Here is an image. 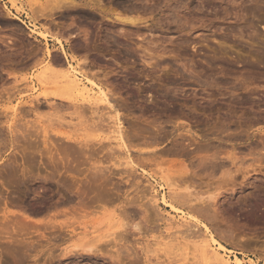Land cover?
<instances>
[{
  "label": "rangeland",
  "instance_id": "rangeland-1",
  "mask_svg": "<svg viewBox=\"0 0 264 264\" xmlns=\"http://www.w3.org/2000/svg\"><path fill=\"white\" fill-rule=\"evenodd\" d=\"M6 1L7 6L13 7L11 12L5 8L6 5H4L3 8L2 6L0 7V55L2 56H0V86L3 84L4 87L9 86L10 88V85H12V83L14 84L15 79L14 77L7 79L6 74L3 75L2 72L5 68L10 70L13 66L12 62L14 56H12V47L18 45V43L21 44V46L24 44L21 47V49L23 48V51L21 52L28 54L29 50L27 49L31 47V42L43 46L42 43L34 41L35 39L33 37H29V30L26 29V25L22 24V22L17 19H13V16L18 15L27 23V25H29L31 21L32 23L29 26L36 28L37 30H40V27H42L41 29L46 28V26L51 27L49 23L50 21L43 18L36 19L32 17V15L35 13V7L38 5H40L38 8H41L42 5L48 6L56 0H18V5L16 6L12 5L10 0ZM140 1L145 7L143 6V13L140 11V14H137L147 20L140 23L137 27L127 26L129 27V29L127 28L129 32H137H132V35L130 34L131 37L129 38H123L124 43H127V45L129 43L130 47L132 46L133 53L136 55L135 58L138 63L137 67L140 70L137 75L139 77L137 80L132 81L130 79L125 83L122 81L123 86H121L123 91L122 96L130 99V96L127 95V89L131 90L133 87L139 85V88H137L141 91L137 99V104H140L138 105L140 109H135L136 100L132 101V99H130L129 106H132L133 103V108L131 107L132 110L127 111L129 115L123 118L125 121V123L123 121V124L125 130L127 129V132L130 131V133L131 131H134L132 130L134 129L133 126L138 130V126H140L142 132H140L141 138L139 139L142 144L135 145V148L141 151L144 149L143 151H148L147 153L149 155H154L153 152L156 153L157 151L155 154L156 156H154L157 157L158 160L160 159L159 162L161 163L153 164L151 166L146 164L141 165L140 167H132L131 165L128 166V164H123L119 167L121 170H129V172L127 171L128 173H126V170H122L124 171L122 172L119 171L118 168H115V170L118 169V172H116L117 170H114L116 172L114 180H117V185H122L120 186V190L119 188H113V190L112 188L109 189L108 193L105 192L101 194L100 199H103V202L100 199V201L95 200L89 203L93 205L88 204L86 205L87 207L78 204L79 199L76 197L69 204H63L64 206L59 203L57 204V202H60L58 200L60 197L59 193H63L64 196H67L65 195L66 193H64L62 189L59 192L56 190L53 192H45L37 182L35 185L38 193L36 192L37 194L35 195H32L34 192L30 194L31 189L29 190L24 186V189L20 188L21 185L18 186L16 184V188L10 186L12 189L10 194L7 190L5 192L0 186L3 189L0 188V223L3 222L2 225H5L4 227L6 228H11L10 226H12V228L16 227L20 230V234H23V236H20L21 238L23 237V241L21 240V243L19 242L20 244H16L19 247L14 245L13 247L11 243L7 242L9 237L3 239L1 241L2 243L0 242V264H185L186 262L181 259L179 254H177L180 253V250L177 251V247H175L178 244V240L174 239V236H181L180 240H182V242L187 240L189 244H191L197 239L196 237L198 235L205 233L206 226L208 232L213 235L217 242L229 250L228 253L232 260H235V258L238 257L243 261V264H264V0H181V2L180 0H177L178 2H176V0ZM76 2L79 4L75 6L76 9H74L75 7H69L70 9L67 10L70 11L68 13L65 12L68 15L71 14V16H76L77 14L78 17H76H80L81 19L76 18V20H78L76 23L83 24L86 22L89 25L86 23L83 25L86 24V26L88 25L90 28H95L94 25L97 26L101 21H105V24L109 23L107 19L105 20L102 18L99 10L94 8L91 4H86L84 0H76ZM103 2H105V6L107 7L113 6V3L110 0H103ZM131 4L132 0L124 2V5L127 7L131 6ZM171 5L174 7L176 5V10H174V7H171ZM129 14L132 15V13ZM88 16H90V18ZM56 18L57 20L63 19L60 17ZM70 20L68 19V22ZM75 27L76 26H74L73 29H75ZM51 29L52 28L49 29L50 35H55L57 31L55 32V29L51 31ZM73 31L77 32L78 30L76 31L75 29ZM56 36L58 35H55L54 38L51 36L49 41V44L53 49H56V46H53L55 43L53 40ZM6 43L7 45H12V47H7L5 45ZM55 44L58 45L57 43ZM102 49L103 48H101V50L99 49V51L91 49L90 58H94L93 54H95V52L102 53L103 55L105 53L104 56L107 58L112 57L113 55L115 56L116 54H112L114 52L109 49L107 52V48L103 49V51ZM25 51L27 53H25ZM151 54H153L154 58L151 59L154 60V62H160V64H158L159 66L157 65L155 73L154 70L151 72V68L146 65L147 63L145 64V62H143L145 61L144 57L146 59L149 58L148 60H150V56H152ZM147 55L150 56L148 57ZM211 55L214 56V58H217V60H215V63L213 64H207L205 60H207L209 56L212 58ZM125 56L121 58L122 62H120L121 59L120 61L118 60L119 65L116 67L120 73L123 69V72L121 73L122 75L134 71L133 65L135 63L131 61V58L128 57V55L126 57L127 59ZM217 61L219 62L217 63ZM93 68L96 69V67ZM147 69H150V72ZM124 70L126 72H124ZM144 70H146V73H151L150 76H147ZM1 75H3V77ZM122 80H124L123 77ZM31 84V81L25 80L21 86L22 88L15 94H12L13 96L9 95V97H7L8 95L4 94L3 97L0 98V107H3L4 109L6 108L4 110L6 111L4 112L5 114H1L2 116L0 118L2 120L13 117L12 106L18 101L33 99L36 92L29 87ZM165 91L171 93V98L166 101L164 99L165 97H163ZM158 92H160V94ZM166 102L169 104H166ZM144 107H146V109ZM49 108L50 106H40L39 109L34 110L35 112H28L30 114L28 115L27 113L26 119L30 122L40 121L43 126L46 124L48 125L52 120L47 121L46 119L54 120L56 118V112H53L52 108L49 110ZM147 108L150 109L148 110ZM106 109L107 108L104 106L99 108V110L104 113L107 111ZM134 109L135 111H133ZM178 111L181 112L179 113ZM50 112L53 113V115H50ZM90 112L92 111L87 108V116H85L89 117L92 114ZM143 113L145 114L142 115ZM39 115H41V117ZM70 115H67L66 113L64 115L65 119L67 120V117ZM94 115L96 118V114ZM49 116H54L55 118H46ZM76 117L77 116L74 118L73 115V119L78 122L79 125L73 121L76 124L75 127V124L71 126L68 124L70 127L73 126L74 129H72L69 128V126H66L68 121H65L64 123V120H62L64 127L63 125L59 126L60 131L69 133L71 132L70 129H72V132L81 135V137L92 140L93 142L91 143L98 142L96 137L101 136L102 141L107 143L109 148L115 145L114 142H112L113 144L111 145L107 142L109 140L106 138V133L108 131L106 126H104V129L107 130L105 133V130L103 129L104 131H102L101 127H98V129L101 130H97V126L93 125L96 129L93 127L92 129L90 127L92 125L90 124L92 123L91 119L83 123L79 122V118L77 117L76 119ZM71 118L72 117H69V119ZM138 118L141 119L139 120ZM144 119H146V121H144ZM88 122L90 126H86L89 125ZM41 124L38 123V125L42 126ZM145 127L147 129L146 131L152 129V132L150 130L148 131L152 135L144 133L143 129ZM223 127L228 129L227 131H224L225 133L220 130ZM155 129L156 131H154ZM188 130L191 131V133ZM216 131L219 133H216ZM220 132L223 133V135L220 134ZM227 132H230L231 135L233 133L235 137L232 136L231 138H228V135L226 136ZM50 133L54 132L50 131ZM193 133L194 136H192ZM53 135H55V140L59 139L58 142L62 141V137L59 136V138L56 134ZM50 136L51 135L49 134V140L51 141L53 140L51 139L53 136ZM194 137H196L195 140ZM142 138H144V140ZM145 138L147 140L149 139L148 141L150 142V145L147 144L149 142H147ZM155 138L156 140L151 144V140L153 141ZM157 139L160 142H157ZM178 141L186 142L183 145L184 149L176 144ZM143 142L145 143L143 144ZM207 143H209V146H212L209 153L219 151L218 153H221V156H223V154L229 153L228 151H230L232 153L234 152L235 157L238 156L239 158H237V161H231L227 158V163L223 162L224 164L226 163L225 165L221 167V165L217 164L218 166L215 165L216 168H214V165H212L211 162L207 161V163L203 160L204 156L202 155L207 154L208 152L196 150L197 147ZM105 148L106 152L102 155L104 156L102 157L104 159L109 156V153H107V147ZM112 148L116 149L115 153L117 155L115 154V160H128L127 154L125 153L126 150H119L116 148V145ZM135 148L132 147V150ZM186 148L187 150H185ZM164 149L165 151H163ZM0 150V169H2L4 167L1 166H6L5 163L7 164L9 160L12 159L15 149L1 144ZM152 150L153 152L151 154ZM161 150L164 153H162ZM248 151H251L253 155L249 154ZM145 152H143V155H148ZM106 154L107 156H105ZM159 155H162V157ZM134 156L135 155L131 157L136 158V156ZM225 156L226 155L223 157ZM223 157H221L223 159H221V161L226 160V157L225 159ZM205 162L207 165H205ZM181 165L186 166L187 171L183 166L181 167ZM206 166L210 167L207 168ZM228 168L229 171H227ZM209 171H211V174ZM225 174L229 176L227 177ZM30 182L33 183V181ZM151 182L154 184L156 188L155 190H157V197L160 198L164 193L167 198L179 208V212L172 211L170 207L162 203L161 198L157 201V204L154 202L152 196L154 193L152 192L151 187L148 188L149 183ZM25 184L27 186L30 185L29 181H26ZM13 189L17 191L22 189L20 191L23 192L28 189V191L22 195H30H27L28 198H26L27 200L25 199V201L28 206L30 205L29 207L31 210L30 208L24 209L9 204L10 200L7 198L9 197V199H11ZM174 193H176V195ZM143 203L146 204L144 205ZM51 204L52 207L50 206ZM74 208H76L75 214H77V217L68 213ZM79 208L80 210H78ZM77 210L79 214L77 213ZM65 211L67 212V215L63 214ZM144 211H148V214H145ZM4 212L6 214H4ZM143 212L146 216L139 217L141 216L140 214L143 215ZM51 213L53 214V217ZM183 214L188 219L189 225L184 224L181 226L180 222L177 221ZM78 216H80V218ZM147 216L148 218L146 219ZM143 218L145 221H149V223L147 224L143 222ZM77 219L78 221L84 222L82 223L83 225L80 224V228ZM61 220L62 223L63 221L69 223L68 221L71 220L74 221L73 223L76 222L74 225H77V228L73 224L70 227L73 229V232H75L71 233L66 229L52 228L54 223L59 225ZM122 221L127 229V235L124 233L123 235L125 238L121 242H118V244H116L114 240L112 241L114 242L112 244L110 241L112 239L109 237L103 238L104 241H101L103 245L101 242L99 243L103 246L104 251L99 253L96 258L93 254L86 253L82 250H80V252L79 250L74 252V244L78 243L84 237L85 239H93L97 235H104L103 233L109 234L110 232L122 231L121 229L124 228V226L121 225ZM135 221H142L145 223V226H143L144 224L142 225V222H139L143 227V233L136 230L135 232L133 226L131 227L133 223H136ZM85 222L90 226H87V224L85 225ZM125 228L124 230H126ZM118 232H116L117 235ZM187 232L189 238L187 235L183 237ZM50 233H52V235ZM81 233L83 234L81 235ZM54 234H58L56 235L57 237ZM190 234L194 236L196 234L197 236L193 238ZM165 235L174 236H166V238H164ZM159 236H162L165 240L168 238L167 241L171 245V248L167 247V249H164L163 246L156 244V241L159 240ZM169 237L173 239H170ZM117 239H119V237ZM107 240L109 241L108 243ZM7 244H11L12 248L10 246V248L4 247ZM20 245L23 246L22 249H20ZM104 246H107V248ZM110 247L112 249H110ZM13 248L14 250L12 251ZM117 248L120 249V257L117 256ZM144 248L145 250H143ZM69 250H73L71 252L74 253H70ZM105 250H108L109 254ZM166 250H168L167 252L169 253H166ZM61 253H64L63 256ZM110 253L111 256H114L113 259H111ZM68 255L71 256L68 258ZM116 257L117 259L120 258V260H117ZM90 258H92L94 262L90 261Z\"/></svg>",
  "mask_w": 264,
  "mask_h": 264
},
{
  "label": "bare ground",
  "instance_id": "bare-ground-1",
  "mask_svg": "<svg viewBox=\"0 0 264 264\" xmlns=\"http://www.w3.org/2000/svg\"><path fill=\"white\" fill-rule=\"evenodd\" d=\"M10 1H11L12 5H14V6L18 5V0H10ZM84 1L86 4H91L94 8L98 9L99 12L101 13L102 18L105 20L107 19L109 21V23L106 22L107 24H105L104 23L105 21H101L97 26L94 25L95 28L92 27L93 29L88 27L89 24L86 22H84V23L88 24L87 26H86V24L83 25L84 23L83 24L76 23V21H78V20H76V18L78 17L77 14H76L77 17L71 16V14H69L70 16L68 14H66L70 11V10L69 11L67 10V9H70L69 7L74 8L75 6L79 5V4H77L76 0H56V1L51 3V4L54 3L53 5L48 3L51 6H49L47 4L48 6L42 5L41 8H38V6L40 7V5L35 7L36 8V9H34L35 11L33 10L35 13L32 15V17H34L36 19L43 18V19H46L47 21H50L49 23H50L51 27L46 26V28H44V29H41L42 27H40V30H37L36 28L29 26L32 23L31 21H30V24L27 25V23L22 18H20L18 15L13 16V19H17L20 22H22V24L26 25V29L29 30V37L30 36L33 37L35 39L34 41L42 43L43 46H41L40 44H34L33 42H31L32 43V45L30 44L31 47L30 48L28 47L29 49H27V50H29L28 54H24V52H21V51H23V48L21 49V47L24 44H22V46H21V44L18 43V45L13 46V47H12V45L11 46L9 44L7 45V43L5 44L7 47H12V49H13L12 50L13 51L12 56H14V59L11 57L13 59V62H12L13 66L11 67V69L7 70L5 68L3 70V72L2 71L1 72L3 73V75L6 74L7 79L14 77L15 82H14V84L12 83V85H10L11 89L9 88V86L4 87L3 84H1L2 86H0V98H2L4 94L5 95L7 94L8 95L7 97H9V95L13 96L12 94H15L17 91H19L22 88L21 86L23 85V82L25 80H29L32 82L31 86H29V87H31V89L36 92V94L33 96V99L26 100V101L20 100L14 106H12L13 107L12 108L13 109V113H12L13 117H11V118L8 117L9 119H6V120H2L0 118V145L4 144L6 146L13 147L15 149V151L13 150L14 152H13L12 159H10L7 164L5 163L6 166H1L4 168L0 169V186L4 189L5 192L7 190V192H9V194H10V192H12V189L10 186H13V188H14L15 185L17 184L18 186L21 185L20 188L24 189V187H26L29 190L31 189L30 194H32L34 192L32 195H35L38 193L36 191L37 187L35 185V183L37 182V183H39V186H41L44 189L43 191H45V192H48V191L53 192L54 190L59 192L62 189V191L64 193H66L65 195H67V196H64V194L62 192H61L62 194L59 193L60 197L58 198V200L60 202H57V204L58 203L62 204V205L63 204L65 205L66 203L69 204L76 197L79 199L78 204H80L81 206H86L95 200H98V201L101 200L102 201L103 199H100L101 194L105 193V192L108 193V190L111 188H112V190H113V188H115V189L119 188V190H120V186H122V185L118 184L119 185L118 186L116 183L117 180L115 181L114 179L116 176V172H118V169H119V167H121V165L128 164V166L131 165L132 167H136V166L140 167L141 165H146V164L151 166L153 164L161 163V162H159L160 159L158 160V158L155 157L156 156L155 154L157 153V151H156V153L153 152V150L151 151V154L153 152V154L155 155L154 156V155H149L147 153L148 151H146V152L143 151L144 149H142V151H141V150H139V149L137 150L135 148V145L142 144L140 139H139V138H141L140 132H142V130L140 129V126L137 125L139 127L140 131L137 128H135V126H133L134 129H132V128L131 129L134 131H131V133H130L129 130H128L129 132H127V129L125 130V126L123 124V121H124L123 118L125 116L129 115L127 111L132 110V108H133L132 107L133 103H132V106H129V100L130 99H132V101L136 100L135 101L136 103L134 102L136 104L135 109H137V110L140 109L138 106L140 104H137V101H138L137 99H138L139 93L141 91V90L139 91V89H138L139 85H138L137 86L138 88L133 87V89H131V90L127 89V91H128L127 95L130 96V99L122 96V93H123V91L121 89V86H123L122 81H124L123 83H125V82H128L130 79L132 81L137 80L139 77L137 75L140 71L137 67L138 63H137V60L135 58L136 55L133 53V50L131 48L132 46L130 47L129 43H128L129 46L127 45V43H124L123 38H129V37H131L130 34L132 32L133 33L137 32V31H130L129 32L128 31L129 27H127V26H134V27L136 26L137 27L140 23H143L147 20V19H144L143 17H141L139 15L140 14L139 12L140 11L142 12L144 5H143V3H140L141 2L140 0H132L131 6H128V7L126 5H124V2H126L127 0H110L113 3L112 7L105 6V2H103V0H84ZM178 1L176 0V2H178ZM180 2H181V0H180ZM0 7H1V5H0ZM12 7L13 6H10V7L7 5L5 6V8L10 12L12 11L11 10ZM171 7H174V6L171 5ZM175 7H176V5H175ZM175 7H174V10H176ZM150 8H152V7H150ZM74 9H76V7ZM144 10H145V8H144ZM152 10H150V11H152ZM129 13H132V15ZM137 13H139V14H137ZM174 13H176V12H174ZM56 17L63 18L64 20L63 19L57 20ZM88 17L90 18V16H88ZM10 18H12V17H10ZM79 18H77V19H79ZM68 19L69 20L71 19V20L68 22ZM173 22H175V21H173ZM74 26L77 27V28L75 27L76 31L78 30L77 32L73 31V30H75V29H73ZM50 28H52L51 31H53L54 29H55V32L57 31L55 35H58V36H56V38L54 40L52 39L55 43L58 44V45H56L55 43L53 44V46H56V49L51 48V46L49 44L50 37L51 36L53 38L55 37V35H50V30H49ZM135 35H137V34H135ZM12 40H13V38H12ZM2 41H4V40H2ZM15 44H17V43H15ZM101 45H103V46H101ZM98 48L100 50H101V48H103V49L107 48V52L109 50H112V52H114L112 54L116 53L117 55L115 54V56L113 55L112 57L107 58L104 56L105 53L103 55L102 53L95 52L96 55L93 54L94 58L91 59L90 58L91 49H93L94 51L95 50L99 51ZM4 49H5V47H4ZM103 49H102V51H103ZM7 53H8V51H7ZM25 53H27V52L25 51ZM127 55H128V57L131 58V61H133V63H135L133 65L134 71L130 72V73L128 72L127 74L125 73V75L124 74L122 75L121 73L123 72V69H122V72L120 73L116 67H117V65H119L120 59L123 56H125V58H126ZM151 55L152 56L149 55L150 60H152L154 58L153 54H151ZM158 56H157V58H158ZM211 57L212 58H210V56H209V58L206 57V58H208L207 60H205V62L207 64H213V63H215V60H217V58H214V56L211 55ZM6 58H7V56H6ZM144 59H145V61H143V62H145V64L147 63L146 65H148V67L151 68V72L154 70V73H155L157 65L160 64V62L159 61L154 62V60L150 61V60H148L149 58L146 59L145 57H144ZM160 60H161V58H160ZM120 62H122V59ZM218 62L219 61H217V63ZM164 63H165V61H164ZM168 64H170V63H168ZM168 64H166V65H168ZM93 67H96V69ZM105 67H108V68H105ZM164 67H166V66H164ZM2 69H3V67H2ZM21 70H23V71H21ZM125 70L128 71L127 69H125ZM125 70H124V72H126ZM120 71H121V69H120ZM145 71L146 70H144V72ZM148 71L150 72V69ZM149 72L148 73L145 72L147 76H150L151 73H149ZM3 75H1V76L3 77ZM122 77L124 78V80H122ZM4 79H5V76H4ZM3 83H4V81H3ZM197 83H198V81H197ZM134 84H133V86H134ZM158 93L160 94V92H158ZM170 95H171V93H169V91L168 92L165 91L164 96H163V97H165L164 98L165 101L168 100L169 98H171ZM143 102H144V100H143ZM164 104H165V102H164ZM166 104H169V103L166 102ZM40 106H42V107L43 106L44 107L50 106V108L53 109V112H56L55 113L56 118L54 116L46 117V118H53V117L55 118L54 119L55 121L53 119H46L47 121L52 120L53 123H52V121H50V123H52V124L48 123V125L46 124L43 126L40 121H31L30 122L29 120L26 119L28 112H32L36 109H39ZM101 106H104L107 108L106 109L107 111L105 113L103 111H100L101 109L99 110V108ZM50 108H49V110H50ZM87 108L92 111V112H90V113H92L91 115L89 113V115H90V116L88 115L89 117H86L87 113H88V112L86 113ZM144 108L146 109V107H144ZM150 108H151V106H150ZM5 109L3 107H0V117L2 116L1 114H5L4 113V112H6V111H4ZM135 109L133 111H135ZM66 113H67V115L71 114L72 116L70 115L69 117H72V118L69 119V117H67V120H66L65 116H64ZM29 114L30 113H28V115ZM94 114H96V116H97L96 118H95ZM130 114H132V113H130ZM144 114L145 113H143L142 115H144ZM50 115H53V113H51ZM73 115H74V118H75V116H77L79 118V122H83V123H85L91 119L92 123H90V124H92V125L90 126V124L88 122L89 125H86V126H90L91 128L93 127V125L97 126V130H101V129H102V131L105 130V133L107 131L106 129H108V131L106 133L107 134L106 138L109 140V141H107L108 144L111 145V144H113L112 142H114L116 145V148H118L119 150H123V151L126 150L125 153L127 154L128 160L127 161L115 160L116 149L112 148L115 145L109 148V146H107V143L102 141L101 136L96 137V140L98 142H94L95 143L94 144V143H91V142H93L92 140L85 139V138L81 137V135H78L77 133L72 132V129H74V128H73V126L72 127H70V126L75 124V123L77 125H79L78 122H76L73 119ZM39 116L41 117V115H39ZM175 116H176V114H175ZM77 117H76V119H77ZM134 117H137V116H134ZM62 120H64V123H65V121H68L66 123L67 124L66 126L70 125L69 128H72V129H70L71 132L68 133V132L60 131L59 126L63 125V127H64ZM73 121H75V123ZM144 121H146V119H144ZM138 122H140V121H138ZM38 123L41 124L42 126L38 125ZM124 123H125V121H124ZM76 124L74 125V127L76 126ZM104 126H106V129H104ZM145 126H147V125H145ZM82 127H84V126H82ZM98 127L99 128L101 127V129H98ZM148 127H149V125H148ZM93 128H95V127H93ZM89 130H91V129H89ZM146 130L147 129L145 127L143 129L144 133H149L148 131L149 130L151 131L152 129H149L148 131H146ZM215 130H216V128H215ZM217 130H219V129H217ZM220 130H221V132H224V131H227L228 129L226 127H223ZM50 131L54 132V133H50ZM154 131H156V129ZM189 132L191 133V131H189ZM217 132L218 131H216V133ZM221 132H220V134L223 135V133H221ZM144 133H142V134H144ZM228 133L230 134V132L226 133V136L228 135V138L229 137L231 138L232 136L235 137V135L233 133H232V135L231 134L229 135ZM49 134L51 136H53V138L50 136L51 139H53L51 141L49 140ZM53 134H56L58 137L59 136L62 137V141L58 142V140H59L58 138H57L58 140H55L56 138H54L55 135H53ZM149 134L152 135L151 133H149ZM206 134H208V133H206ZM192 136H194V133ZM103 138H105V137H103ZM195 138L196 137H194V140H195ZM142 139L144 140V138H142ZM148 140H147V142H149ZM155 140H156V138L153 139V141L151 140V144L154 143ZM158 141L159 140L157 139V142ZM179 141L176 144L180 148L184 149L183 145L186 142L184 143V141H182V142H179ZM144 143L145 142H143V144ZM147 144L150 145V142ZM177 145H175V146H177ZM105 147H107V150H108L107 153H109V156H107V154L105 155V156L109 157V158L105 157L106 159L102 158V157H104L102 155H104L106 152ZM132 147L135 149L132 150ZM211 147L212 146H209V143H207L205 145L203 144L202 146L197 147L196 150L201 151V152L207 151L208 152L207 154L202 155V156H204L203 160L206 162L207 161L211 162V164L214 165V168H216V166H218L217 164L221 165V167L223 165H225L227 163V158L230 159L231 161H237V158H239L238 156L237 157L234 156V152L232 153V152L228 151L229 153L223 154V156L226 155L225 156L226 160L221 161V159H222L221 157H223V156H221L222 155L221 153H218L219 151L218 152L214 151L213 153L212 152L209 153ZM257 147H259V146H257ZM215 148H216V145H215ZM185 150H187V148ZM130 151H134V152H130ZM163 151H165V149ZM163 151H162V153H164ZM251 151L250 152L248 151V152H249V154L253 155V153ZM0 152H1V150H0ZM117 152H119V151H117ZM143 152L147 153L148 155H146V156L143 155ZM149 152H150V149H149ZM167 152H168V150H167ZM221 152H222V150H221ZM126 154H125V156H126ZM173 154H175V153H173ZM133 155H135L136 158H132L131 156H133ZM162 155H159V156L162 157ZM225 157H223V158L225 159ZM117 159H119V158H117ZM259 160H260V158H259ZM206 162H205V165H207ZM223 162H226V163L224 164ZM201 163H202V161H201ZM182 166L183 165H181V167ZM183 167L187 171L186 166H183ZM200 167H202V166H200ZM203 167H205V166H203ZM208 167H210V166H208ZM115 168H118V169H116L117 171L115 170ZM122 170H124V169H122ZM122 170L119 169V171H122ZM185 170H183V171H185ZM124 171H122V172H124ZM127 171L129 172V170H126V173H128ZM178 171H182V170H178ZM211 171H209L210 174H211ZM227 171H229V168ZM230 171H232V170H230ZM148 174H149V172H148ZM206 174H208V173H206ZM229 174H230V172H229ZM246 175H247V173H246ZM225 176H227V175L225 174ZM125 178H126V176H125ZM232 179H233V177H232ZM123 180H125V179H123ZM26 181H29V183H30V185L28 184L29 186H27L25 184ZM30 181H33V183H31ZM130 181H131V179H130ZM127 182H129V181H127ZM140 186H141V184H140ZM150 187L152 189V192L154 193L152 196H153V200H154V202H156V204H157V201L161 198L162 203H164L168 207H170L172 211L179 212V208L177 206H175L167 198V196L164 193L162 194V196L160 198L157 197V195H158L157 190H155L156 188H155L154 184H152V182L149 183L148 188H150ZM1 189H0V191H1ZM28 189L25 190V192L20 191L22 189H20L19 191L13 189V195H11V199H9V197H8L9 194L7 196L8 197L7 199L10 200V202L8 201L9 204L10 205L12 204L13 206H16V207L19 206V207H22L24 209H29L30 205L28 206L27 202L25 201V199L28 198L27 197L28 194L22 195L23 193H26V191H28ZM155 191H156V193H155ZM174 194L176 195V193H174ZM28 196H30V195H28ZM106 196H108V195H106ZM103 197H105V196H103ZM210 197H211V195H210ZM89 205H93V204H89ZM50 206L52 207V204ZM50 206H48V207H50ZM141 206H143V205H141ZM143 207H142V210H143ZM128 208H129V206H128ZM33 209H35V208H33ZM30 210H31V208H30ZM78 210H80V208ZM78 210H77V213H78ZM82 211H83V209H82ZM75 212H76V208L69 211L68 213L72 216L75 215L77 217V214H75ZM144 212H145V214H148L147 213L148 211L147 212L144 211ZM144 212H143V215L140 214L141 216H139V217H142V216L145 217L146 215L144 214ZM182 212H183V210H182ZM61 213H63V212H61ZM150 213H151V211H150ZM4 214H6V213L4 212ZM63 214L67 215V212L65 211ZM4 216H7V215H4ZM52 217H53V214H52ZM76 217H75V219H76ZM78 217L80 218V216H78ZM147 218H148V216L146 217V219ZM172 218H173V216H172ZM82 219H84V218H82ZM50 220H52V219H50ZM71 221H68L69 223H65L63 221V223H62V220H61L60 221L61 223L59 225L54 223L52 228H55V229L61 228L64 230L66 229L72 233L73 229H71L70 227L72 226V224L73 225L76 224V222L73 223L74 221L73 220H71ZM77 221H78V219H77ZM177 221L180 222L181 226L184 224H188V222H189L188 219L186 218V216H184V214L181 215ZM139 222H142V221H137L136 223H133L131 225V227L133 226L134 231L136 230V231L142 232V230H143L142 225L144 224L143 226H145V223L148 224L149 221L147 222L143 218V222H145V223L142 222V225H141V223H139ZM2 223L3 222L0 223L1 224V226H0V242L3 239H7L9 237V240H7V242L11 243L12 246L13 245L17 246L16 244H20L21 240L23 241V239H22L23 237L22 238L20 237L21 235L23 236V234H20L21 233L20 230L17 229L16 227L12 228V226H10L11 228H6V227H4L5 225H2ZM78 223H79V228H80V224H82L84 222L78 221ZM122 223H123V221L121 222V225L124 226V223L123 224ZM86 224L87 223L85 222V225ZM125 224H126V222H125ZM87 226H90V225L87 224ZM129 226H130V224H129ZM75 227L77 228V225ZM45 228H46V226H45ZM124 228H125V226H124ZM124 228L121 229L122 231L119 230V232L115 230L116 232H118V235L116 232H110L109 234L103 233L104 235H100V236L97 235L93 239H89V238L85 239V237L83 236L84 237L83 239H81L78 243L74 244L73 250H74V252H77L78 250L80 252V250H82V251H85L86 253L87 252L91 253L96 258L99 253L104 251V248L102 246L103 244L101 242L103 240V238L109 237L112 239V240H110L111 242L114 240L116 242V244H118V242H121L125 238V236L123 234L127 233L126 232L127 229L125 228L126 230H124ZM186 229H188V228H186ZM106 233H108V232H106ZM50 234L52 235V233H50ZM58 234H56V235H58ZM64 234L66 235L65 232H64ZM82 234L83 233H81V235ZM92 234H93V232H92ZM114 234H116V235H114ZM187 234H188V232L186 234H184V236L183 235L182 236L185 237ZM87 235H89V234H87ZM202 235L197 236L195 234V236H197L196 237L197 239L196 240L194 239L195 241L191 240V241H193L192 243L190 242L191 244H189V242L186 239H185L186 241H183L184 242L183 243L182 240H180L181 236L175 237L173 235L174 239L178 240L177 241L178 244L177 245L175 244L176 245L175 247H177V251L180 250V253H177V254H179L181 256V259L184 260L186 263L184 261H182V262H184L185 264H243V261L238 257H236L235 260H232L231 256L228 253L229 250L225 246H223L219 242H217V240L213 237V235L210 232H208L207 226H206L205 233ZM166 236L167 235H165L164 238H166ZM168 236H170V235H168ZM190 236H193V238H195L194 235L190 234ZM118 237H119V239H117ZM187 237L189 238V235H187ZM24 238H26V237H24ZM76 238H80V237H76ZM158 238H159V240L156 241V244L163 246L164 249H167V247L171 246L169 244V242L167 241L168 238H167V240H165L162 236H159ZM74 239H75V237H74ZM74 239H73V241H74ZM170 239H173V238H170ZM4 241H6V240H4ZM53 241H54V239H53ZM99 242H101L102 245ZM108 242L109 241L107 240V243ZM113 243L114 242H112V244ZM153 243H155V242H153ZM11 244L10 245L7 244L8 246L6 245L4 247L10 246L12 248ZM17 247H19V246H17ZM17 247H15V248H17ZM22 247L23 246H21L20 249H22ZM71 247H72V245H71ZM76 248H77V250H76ZM105 248H107V246ZM6 249H8V248H6ZM110 249H112V248L110 247ZM120 249H121V247H120ZM120 249L119 248L116 249L117 250L116 252L118 253L117 256H119V257H120V255H119ZM160 249H161V247H160ZM2 250H4V249H2ZM13 250H14V248L12 249V251ZM73 250H69L70 253H74V252H71ZM143 250H145V248ZM69 251H66V252H69ZM105 251L108 252V250H105ZM156 251H157V249H156ZM167 251L168 250H166V253H169ZM171 251H172V249H171ZM149 252H150V250H149ZM104 253H106V252H104ZM173 253H175V252H173ZM12 254H14V253H12ZM61 254L63 256L64 253H61ZM108 254H109V252H108ZM179 255H177V256H179ZM64 256H66V255H64ZM69 256H71V255H68V258H69ZM106 256H107V254H106ZM110 256H111V253H110ZM113 257L114 256H111V259H113ZM92 258H90L89 260L94 262V260H92ZM116 259H117V257H116ZM117 260H120V258ZM112 261H114V260H112ZM67 262H68V260H67ZM117 262H120V261H117Z\"/></svg>",
  "mask_w": 264,
  "mask_h": 264
},
{
  "label": "crops",
  "instance_id": "crops-1",
  "mask_svg": "<svg viewBox=\"0 0 264 264\" xmlns=\"http://www.w3.org/2000/svg\"><path fill=\"white\" fill-rule=\"evenodd\" d=\"M6 3H7L6 0H0V5L2 6V8H3L4 5H7Z\"/></svg>",
  "mask_w": 264,
  "mask_h": 264
}]
</instances>
